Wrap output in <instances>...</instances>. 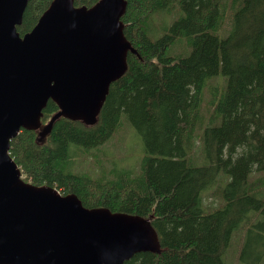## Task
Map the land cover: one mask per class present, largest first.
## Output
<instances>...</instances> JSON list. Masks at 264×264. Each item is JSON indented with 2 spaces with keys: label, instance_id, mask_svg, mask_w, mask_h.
I'll return each mask as SVG.
<instances>
[{
  "label": "trees",
  "instance_id": "1",
  "mask_svg": "<svg viewBox=\"0 0 264 264\" xmlns=\"http://www.w3.org/2000/svg\"><path fill=\"white\" fill-rule=\"evenodd\" d=\"M51 1L28 0L16 26L20 36L31 31ZM97 1L73 4L90 7ZM176 9L180 14L170 27L160 35L154 32L155 16ZM120 21L134 52L128 51L125 72L110 84L96 120L85 124L58 117L48 125L58 111L49 100L40 123L41 130L50 128H22L10 141V157L26 183L75 194L86 208L148 219L159 251L136 253L123 264H225L232 235L242 230L239 259L260 263L264 0H126ZM222 29L226 34L220 38ZM184 38L190 53L168 55ZM217 74L226 77L225 88L211 102L213 114L203 120V89ZM122 114L144 143L138 173L129 168L94 179L74 171L81 153L88 155L103 145L121 126ZM195 139L200 141L202 165L195 163ZM221 173L223 187L215 190ZM213 189L222 203L207 209L203 198Z\"/></svg>",
  "mask_w": 264,
  "mask_h": 264
},
{
  "label": "water",
  "instance_id": "2",
  "mask_svg": "<svg viewBox=\"0 0 264 264\" xmlns=\"http://www.w3.org/2000/svg\"><path fill=\"white\" fill-rule=\"evenodd\" d=\"M28 0H0V264H123L158 252L148 219L86 208L75 194L26 183L9 155L22 128L37 130L49 100L58 117L93 123L112 82L126 69L120 21L126 0L76 7L52 0L22 36ZM42 132H46V128Z\"/></svg>",
  "mask_w": 264,
  "mask_h": 264
},
{
  "label": "rangeland",
  "instance_id": "3",
  "mask_svg": "<svg viewBox=\"0 0 264 264\" xmlns=\"http://www.w3.org/2000/svg\"><path fill=\"white\" fill-rule=\"evenodd\" d=\"M179 14V9H176L175 11L172 10L171 12L158 13L153 20L154 32L160 35L163 31H166L168 27H170V25L177 19ZM226 26L227 25H224V29H226ZM224 29L220 30L218 33L220 38L224 37L226 34ZM190 51V46L184 38L177 40L170 47L168 55L186 56L190 53ZM217 75L218 76L209 79L203 89L202 103L200 107V115L203 120L213 114L211 102L215 99L217 100L225 88L226 77L221 74ZM120 122L121 126L115 130L108 141L97 148L91 149L88 152V155H85V153L80 154L79 160L77 159L78 164L75 166L74 171H80V173L87 174L94 179H97L104 173L112 174L123 172L129 168L135 173H138L140 160L145 155L143 140L140 134L128 122L125 114L121 115ZM41 128L42 127L40 126L38 130H41ZM39 137L43 139L44 134ZM194 142V145L198 147L193 150V152L196 150V152H194L196 155L195 163L202 165L205 161L200 154V141L199 139H195ZM190 155L191 152L189 151L188 158ZM222 177H224V175L221 173L217 178V183L212 186L215 190L219 187H223L224 178ZM214 189L208 191L204 195L203 204L207 209H214L222 203L220 198L216 195ZM244 233L245 230L235 231L233 233L230 247L224 254L225 256L223 260L225 264H248L239 259ZM258 264H264V258Z\"/></svg>",
  "mask_w": 264,
  "mask_h": 264
},
{
  "label": "bare ground",
  "instance_id": "4",
  "mask_svg": "<svg viewBox=\"0 0 264 264\" xmlns=\"http://www.w3.org/2000/svg\"><path fill=\"white\" fill-rule=\"evenodd\" d=\"M231 27V26H230ZM215 76V75H214ZM216 119V118H215ZM210 122V121H209ZM40 126H41V123H40ZM243 239V238H242Z\"/></svg>",
  "mask_w": 264,
  "mask_h": 264
},
{
  "label": "flooded vegetation",
  "instance_id": "5",
  "mask_svg": "<svg viewBox=\"0 0 264 264\" xmlns=\"http://www.w3.org/2000/svg\"><path fill=\"white\" fill-rule=\"evenodd\" d=\"M39 131H42V130H39Z\"/></svg>",
  "mask_w": 264,
  "mask_h": 264
}]
</instances>
